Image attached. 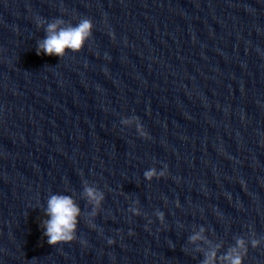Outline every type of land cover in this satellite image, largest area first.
Masks as SVG:
<instances>
[{
	"label": "clouds",
	"instance_id": "clouds-1",
	"mask_svg": "<svg viewBox=\"0 0 264 264\" xmlns=\"http://www.w3.org/2000/svg\"><path fill=\"white\" fill-rule=\"evenodd\" d=\"M65 21L62 18H55L51 21H46L43 18L36 19V26L38 28L44 27L46 33L45 38L37 44V54H44L48 56H57L63 58L67 51L73 53L81 51L86 42L92 37L93 23L89 18H82L79 22L73 26L68 24L64 27ZM130 119L137 122L136 128L141 138H148L147 132L144 130L143 125L136 116H132ZM129 118H122L121 124H128ZM167 175V168L157 171L155 168H150L144 172V177L148 181H152L153 178L160 179ZM85 196L89 203L93 205L91 216L95 217L105 199L104 193L98 188L86 186L84 188ZM138 202V201H137ZM134 215L139 216L140 213L137 209H130ZM48 219L43 220V235L47 238V243L51 246H55L62 243H70L76 239V230L78 225V217L81 214V209L77 206L74 200L67 195H52L47 201V209L45 212ZM157 217L163 222V213L157 212ZM92 227H95L92 225ZM147 227V226H146ZM132 234L131 232L129 233ZM199 239L198 235L190 237V240L195 241ZM109 244L114 243L112 239H109ZM251 246L256 248L259 241L252 239L250 241ZM238 249H243L244 255L242 256ZM247 245L244 239L238 238L236 240V246L229 250V253L223 257L228 261V264H243L244 256L247 255ZM214 257L215 253H211ZM203 264H212L210 258H206Z\"/></svg>",
	"mask_w": 264,
	"mask_h": 264
}]
</instances>
